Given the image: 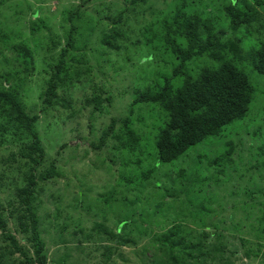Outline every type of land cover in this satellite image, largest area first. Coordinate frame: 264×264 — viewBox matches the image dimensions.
Wrapping results in <instances>:
<instances>
[{
  "label": "trees",
  "instance_id": "1",
  "mask_svg": "<svg viewBox=\"0 0 264 264\" xmlns=\"http://www.w3.org/2000/svg\"><path fill=\"white\" fill-rule=\"evenodd\" d=\"M97 1L79 0V4L66 11L63 36L54 37L57 42L52 40L48 48L50 51H57V54L52 57L53 62L49 65V70H46L49 72V79L45 81L46 89L40 94L38 112L48 114L56 105L67 106L66 98L59 94V89L82 90L81 85L86 90L82 91V94L86 95L87 104H92L91 107L95 111L102 112L104 102L109 104L110 99L104 98L107 95L104 87L94 79L95 65L90 64L85 68L82 63L89 59L87 51L93 49L94 45L120 50L122 44H128L126 35L130 30L125 29V23L135 16L136 22L140 24L138 27L140 35L146 34L149 40H158L162 43L164 53L170 56L173 63L169 62V68L166 70L163 69L166 64L159 62L158 67L167 73L162 72L164 76L159 74V80H149V92L140 93L139 88H135V97L131 101L133 108H139L140 105L147 107L144 108L146 116H140L137 120L139 124L146 117L147 122L154 123L149 119L148 108L160 110L159 115L164 119L161 121L155 146L151 144L148 146L146 143L150 148V154L155 156L152 168H148L142 175L141 191L146 190L151 194L162 193L164 202H168L165 198L167 195L174 198L178 194H191L190 189L197 194L204 191L208 197L207 205L214 193L216 177L205 168L193 169L190 163L186 167L185 162L182 166V162L178 161L191 147L209 137L222 136L228 125L243 120L248 115L256 91L244 71V65L248 60L258 73L264 74V0H181L174 2L173 5L167 2V8L165 2L163 9L151 6L150 13L145 6L148 0H116L123 2V7L113 11L111 5L115 0H101L98 3V10L106 11L104 4H107L111 16L106 15L105 18L98 20L93 17L91 11ZM32 17L36 18L37 12H33ZM147 18H151V22L146 24L144 20ZM43 23L42 19H37L38 28H34L33 31L39 29L41 32L45 26ZM93 28L98 30L92 32ZM47 44L43 48H46ZM130 44L138 46L139 42L133 41ZM247 48L250 49L248 58L244 54ZM13 51L22 64V69H18L17 72H24V78L18 77L17 72L0 74V147L17 146V150L7 159L10 161L8 167L0 164V231H2L0 264H49L50 257L39 213L40 196L59 176L58 166L56 160L48 158L47 146L37 126L40 114L28 111L21 92L23 82L29 78L25 72L35 66L34 48L21 41L13 46ZM194 63L195 65L199 63L198 70L193 69ZM101 77H104L102 83L108 80L107 75ZM91 91L93 93L89 94ZM131 117L132 113L124 118L112 117L108 126L101 131L98 144L92 143L91 147L99 150L110 141H117L129 153H135L137 149L143 148L141 142L145 140L141 133L139 135L134 130L135 119L133 122ZM256 134H259L258 129ZM67 146L64 144L62 148ZM256 148L264 158V143ZM236 151L237 147L234 148L230 141H226L224 150L210 166L234 167L233 173L239 172L243 181L250 176L246 182H241L243 184L241 188L244 186L243 195H239L238 190L232 191L231 184L230 193L233 198L244 200L240 206L238 204L233 206L234 209L227 218L231 220V224L226 230L229 236L238 237L240 245L247 246L249 241H245L244 238L247 229H244L250 224L245 222L241 224L236 221V217L237 213H242L249 220L254 214L253 210L258 208L259 214L254 215L263 226L257 230L259 233L257 238L264 239V159L261 160L260 154V158H245L242 150L238 152V155H241L239 160L235 156ZM133 158L129 160L136 163V155ZM140 161L139 159L138 163ZM162 164L173 165L174 170L163 171ZM103 165L104 163L96 170L103 169ZM93 166L95 164L90 165ZM254 169L259 172L258 180H255L252 173ZM230 177L233 181L232 176ZM78 182L80 183L76 184L78 190L74 189L76 192H71L72 202L77 201V208L84 210V207H88L91 210L92 199L89 198L91 191L97 186L88 188L85 183H81L80 180ZM70 184L68 182L71 187ZM234 185L238 187L239 184ZM108 186L111 187L110 182ZM124 187L135 190L128 184L117 188ZM217 188L218 186L216 187L218 191ZM168 189H173L171 195L168 194ZM2 195H5V198ZM248 201L255 205L248 206ZM206 205H203L204 209ZM216 209L226 211L227 208L223 204L217 205ZM139 217L145 222L143 214ZM61 220L67 221L68 218ZM12 221L13 232L10 225ZM119 221L114 225L116 229L110 236L113 241L112 248L108 247L111 242L101 245L108 247L107 252L113 250L115 253V250L122 246L136 247L137 238L140 242L147 237L159 245L161 254H165V262L160 261L157 264H219L216 261L208 262V258L217 255V261H221L225 256V250L220 249L221 244L219 247L209 243L214 237L220 241L226 239V231L215 224L211 217L201 219L197 229L193 228L194 224L191 223L188 225L174 223L170 227L162 228L164 232L160 235L156 233L148 235L151 234L150 228L143 232L139 227L138 232L137 227L134 228L132 224L122 225ZM52 225L61 230L56 241V244L61 245L60 241H65L62 234L65 235L69 230L70 223L68 221L61 223V228L59 222H53ZM104 226L97 221L94 223V228L98 229L99 233L109 234ZM68 234H71L70 231ZM94 236V233L89 234L85 240H93ZM153 244L151 242V248ZM148 247L139 249L137 260L143 258L141 252L144 255L148 253ZM244 252L249 256L252 251L244 249ZM69 255L70 253H66L60 258L56 257L53 263L67 264ZM213 259L215 260V257ZM144 263L145 261L141 260V264Z\"/></svg>",
  "mask_w": 264,
  "mask_h": 264
},
{
  "label": "rangeland",
  "instance_id": "2",
  "mask_svg": "<svg viewBox=\"0 0 264 264\" xmlns=\"http://www.w3.org/2000/svg\"><path fill=\"white\" fill-rule=\"evenodd\" d=\"M99 1L101 0L93 4L91 9L93 17L98 20L99 18H105L106 15L111 16L110 11L107 10V4H104L107 8L106 11L98 10ZM177 1L180 2L181 0H148L145 6L148 8V13H150L152 11L151 6L163 9L165 2V8H167V2L173 5ZM122 3L115 0L111 5V11L123 7ZM77 4H79V0H0V74L15 73L18 69H22L18 55L13 51L15 44L25 41L34 48L36 67L32 65L34 67H30V70L25 72L29 78L23 82L21 87L23 98L26 100V107L31 113L40 110V94L46 89L45 81L49 79V72L47 73L46 70H49V65L53 62L52 57L57 54V51H50L48 48L51 46L52 40L57 42L55 39L57 35L63 36V29H65L63 25L66 22L65 13ZM155 8L153 11H155ZM33 12H37L36 18L32 17ZM21 17L23 19H20ZM140 18H142V15ZM37 19L44 21L45 26L41 32H39V29L33 31L34 28H38L36 25ZM136 21L135 16H132L128 23H125V29L130 30L129 34L126 35L127 38L125 37L129 41L128 44H122L120 50H110L104 46L94 45L93 49L87 51L89 59L82 63L85 68H88L90 64L95 65L93 68L94 79L98 80V83L104 87L107 93L104 98L110 99L109 104L104 102L105 107L102 112L95 111L91 107L92 104H87L86 95L82 94V91L86 92L83 85L80 86L82 90L80 88L59 89V94L63 95L64 99L66 98V104L69 108L56 105L48 114L38 112L40 119L37 126L47 146L48 158L57 161L59 172V176L45 191H42L40 196L39 213L41 214L42 230L44 229L43 236L50 257L49 264H54L56 257L60 258L66 253H70L67 264H141V260L145 261L144 264L165 262V254H161L159 245L152 241L153 239L147 237L140 242L137 238L136 247L122 246L115 250V253L113 250L107 252V248L113 246L110 236L116 229L114 225L120 220L119 222H122V225L132 224L134 228L137 227L138 232L139 227L143 229V232L150 228L151 234L148 235L153 233L160 235L164 232L162 228L170 227L174 223L178 225L191 223L196 225L192 226L197 229V224H200L201 219L211 217L215 224L226 231L231 224V220L227 218L232 213L233 206L237 204L240 206L242 200H244V198L238 200H236V197L233 198L230 193L231 184L232 191L238 190L239 195H243L244 186L241 188L243 185L241 182H246L250 176L243 181L239 172L238 174L233 173L234 167L224 165L211 167L210 164L224 150L226 141H230L234 148L237 147L235 156L239 160L241 155L239 154V157L238 152L242 150L245 158H260V153L256 147L264 143V74L258 73L247 60L245 61L244 71L255 88L256 97L246 118L228 125L222 136L218 138L209 137L204 142L191 147L178 161L182 162V166L183 162L186 163V167L190 163L193 169L202 167L213 173L216 177V185L210 202L206 205L208 197L204 191L197 194V192H191L190 189L191 194H178L174 198L167 195L165 198L169 203L163 201L164 195L162 193L151 194L146 190L141 191L142 175L148 168H152L155 156L150 154V148L146 146V143L148 146L150 144L155 146L159 127L164 119L159 115L160 110L148 108L149 119L154 123L147 122L146 117L139 124L137 120L140 116H146L145 109L147 107L140 105L139 108H133L131 107V101L135 97V88H139L140 93L149 92V80H159V74L164 76L167 72L164 73L163 69L167 70L169 68L168 63H172V59L164 53L165 48L162 47V43L158 40H149V36L146 34L140 35V32H138L140 24ZM149 21L151 22V18L144 20L146 24ZM95 30H98V28H93L92 32ZM131 33H136V35ZM133 41L139 42V45L132 46L130 43ZM162 41L164 42L163 39ZM46 44L47 47L43 48ZM244 54L248 58L250 49L247 48ZM159 62L166 64L163 69L158 67ZM195 64L193 69L198 70L199 63ZM33 68L36 69L33 70ZM159 70H161V73H159ZM16 75L24 78V72L22 71L17 72ZM105 75H107L108 80L102 83L104 77L101 76ZM90 93L92 94L93 91ZM131 113L132 121L135 119L134 130L139 135L141 133L142 138L145 140L141 142L142 150L137 149L135 153H129L117 141H110L107 146L99 150L91 147L92 143L98 144L101 131L108 126L112 117L124 118ZM156 121L160 122L157 123ZM257 129L258 135L256 134ZM64 144L68 146L62 148ZM115 145L119 147L114 148ZM250 145H252L251 149ZM16 150L17 146L0 147V164L3 167H8L10 161L7 159ZM133 154L136 155V163L129 160L134 157ZM139 159L141 161L138 163ZM263 159V155H261V160ZM103 163V169L96 170ZM94 164L95 166L90 167ZM175 164L178 166L176 162ZM162 166L163 171L174 170L173 165L162 164ZM220 170L221 172H219ZM260 172H262V169H260ZM252 173L255 180H258L259 172L254 169ZM230 176H232L234 182L231 181ZM79 180L81 183H85L88 188L97 186L91 191L89 198L92 199L91 210L88 207H84V210L77 208V201L72 202L71 192H76L74 189L78 190L76 184H80ZM68 182L71 183V187ZM109 182L111 187L108 186ZM236 183L240 187L239 185L235 187L234 184ZM126 184L132 185L135 190L127 187L117 188ZM217 186L218 191L216 190ZM172 193L173 189H168V194L171 195ZM2 196L5 198V195ZM167 203L169 206H167ZM248 203V206L255 205L251 201H248ZM223 204L227 208L226 211L215 210L217 205ZM203 205H206V209L203 208ZM253 211L254 214H259L258 208ZM57 212L58 216H56ZM140 214H143L145 222L140 220ZM254 214L249 220L242 213H237L236 217V221L239 223L250 224L244 229H247L244 236L245 241H249L247 246L240 245L238 237L233 238L226 231V239L220 241L214 237L209 241L212 246L220 247L221 244L220 249L225 250V256L221 261H217V255H213L208 258V262L264 264V239L258 240L257 238L259 234L257 230L263 225L256 220ZM61 218H68L67 221L70 226L66 234H62L65 241L61 240V245H59L56 244V241L60 237L61 230L57 227L54 228L52 224L53 222H59L61 228V223L67 222L61 220ZM95 221L103 223L104 228L110 233H99L98 229L94 228ZM10 225L13 232L14 222L12 221ZM195 229L192 230L197 232ZM69 231L71 234H68ZM93 233L95 235L93 240H85L89 234ZM1 238L2 231H0V240ZM109 242L111 243L108 247L101 246L103 243L107 245ZM151 242L154 243L153 248H151ZM144 247H148V253L144 255L141 252L143 258L137 260L139 249ZM244 249L252 251L249 256H246Z\"/></svg>",
  "mask_w": 264,
  "mask_h": 264
}]
</instances>
